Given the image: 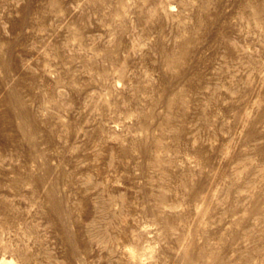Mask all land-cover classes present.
<instances>
[{"label":"rangeland","instance_id":"obj_1","mask_svg":"<svg viewBox=\"0 0 264 264\" xmlns=\"http://www.w3.org/2000/svg\"><path fill=\"white\" fill-rule=\"evenodd\" d=\"M0 264H264V0H0Z\"/></svg>","mask_w":264,"mask_h":264}]
</instances>
